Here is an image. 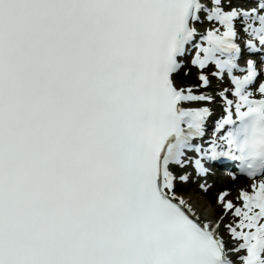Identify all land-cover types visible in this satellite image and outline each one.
Here are the masks:
<instances>
[{
	"label": "snow or ice",
	"instance_id": "1",
	"mask_svg": "<svg viewBox=\"0 0 264 264\" xmlns=\"http://www.w3.org/2000/svg\"><path fill=\"white\" fill-rule=\"evenodd\" d=\"M0 264H264V0H0Z\"/></svg>",
	"mask_w": 264,
	"mask_h": 264
},
{
	"label": "rangeland",
	"instance_id": "2",
	"mask_svg": "<svg viewBox=\"0 0 264 264\" xmlns=\"http://www.w3.org/2000/svg\"><path fill=\"white\" fill-rule=\"evenodd\" d=\"M230 182L231 181H229L228 179H227V182H225V183H219V182H217V185H216V187L214 188V190H212V192H210L209 194H207V198H208V195H210V194H213V197H214V193L213 192H215L216 190H217V188H218V185L221 187V186H227V184H230ZM219 187V188H220Z\"/></svg>",
	"mask_w": 264,
	"mask_h": 264
},
{
	"label": "bare ground",
	"instance_id": "3",
	"mask_svg": "<svg viewBox=\"0 0 264 264\" xmlns=\"http://www.w3.org/2000/svg\"><path fill=\"white\" fill-rule=\"evenodd\" d=\"M231 187V186H230ZM208 200H210V197L209 198H207Z\"/></svg>",
	"mask_w": 264,
	"mask_h": 264
}]
</instances>
